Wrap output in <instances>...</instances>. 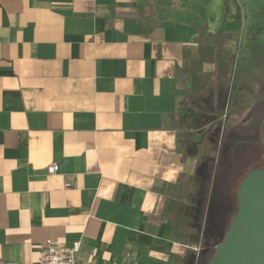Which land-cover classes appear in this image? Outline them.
Instances as JSON below:
<instances>
[{
	"label": "crops",
	"instance_id": "0c3cea01",
	"mask_svg": "<svg viewBox=\"0 0 264 264\" xmlns=\"http://www.w3.org/2000/svg\"><path fill=\"white\" fill-rule=\"evenodd\" d=\"M249 25L238 0H0V264H34L49 238L81 242L79 264H189L186 83ZM260 85L238 88L233 128Z\"/></svg>",
	"mask_w": 264,
	"mask_h": 264
},
{
	"label": "rangeland",
	"instance_id": "374dc122",
	"mask_svg": "<svg viewBox=\"0 0 264 264\" xmlns=\"http://www.w3.org/2000/svg\"><path fill=\"white\" fill-rule=\"evenodd\" d=\"M238 1L250 24L257 20L264 24V0ZM248 28L249 26L245 27L242 40L235 44H212L218 57L214 62L215 71L205 73L203 69L194 67L192 81L186 83L177 125L186 141V153L192 152L199 161V168L193 179L194 184H197L194 186V196L198 199V225L194 230V245H198L196 247L199 250L195 251L189 264H197L198 259L204 257L210 262L215 255V247L219 243L213 235L221 225V214L214 202L224 197L221 189L225 188L227 193L237 190L241 180L251 170L261 165L264 167V96L252 106L250 118L238 122L236 128L233 125L237 121L231 118L235 116L237 109L232 106L231 100L238 88L247 93L252 79L256 78L258 84L264 80V33L259 43L249 46L246 40ZM219 47L228 54H221ZM213 48L210 50H214ZM236 48L239 57L232 61L230 54L233 56L232 52ZM237 66L245 70L237 73ZM250 67L253 68L251 72L246 70ZM260 87L264 89V86ZM237 127L240 129L237 130ZM215 166L220 188L213 190L211 183ZM233 212V208L224 211L225 225ZM224 231L225 226L219 234L222 236Z\"/></svg>",
	"mask_w": 264,
	"mask_h": 264
},
{
	"label": "water",
	"instance_id": "95a60500",
	"mask_svg": "<svg viewBox=\"0 0 264 264\" xmlns=\"http://www.w3.org/2000/svg\"><path fill=\"white\" fill-rule=\"evenodd\" d=\"M236 200L237 211L209 264H264V167L241 180Z\"/></svg>",
	"mask_w": 264,
	"mask_h": 264
},
{
	"label": "trees",
	"instance_id": "16d2710c",
	"mask_svg": "<svg viewBox=\"0 0 264 264\" xmlns=\"http://www.w3.org/2000/svg\"><path fill=\"white\" fill-rule=\"evenodd\" d=\"M263 33H264V24H263V22H261L260 20L252 22L249 25V28H248L247 33H246L247 43L249 44V46L256 45L257 43H259ZM213 171H212L213 181H212V183L209 182V181L208 182L212 184V188L211 189L214 190L217 187L218 188H220V187L217 184L218 171L216 170V167H215V169ZM207 184H206V186H207ZM207 188L209 189V185L207 186ZM221 190L223 192L224 197L220 201L214 202V205L217 206L218 211L221 214V225L219 226V228L215 229V232H214V235H213L214 238L216 240H218V243L223 240V238L225 236V232H226V230L228 228V225H229V223L231 221V217L237 211V200H236V191L237 190L233 189V191H231L230 193H227L225 191V188H224V190H223V188ZM230 208H233L234 212L231 215V217H229L228 224L225 225L224 211H226V210H228ZM224 226H225V231H224L223 235L221 236L219 233H220L221 229ZM197 264H209V259H207V257H204L202 259H198V263Z\"/></svg>",
	"mask_w": 264,
	"mask_h": 264
},
{
	"label": "built area",
	"instance_id": "2783aa9c",
	"mask_svg": "<svg viewBox=\"0 0 264 264\" xmlns=\"http://www.w3.org/2000/svg\"><path fill=\"white\" fill-rule=\"evenodd\" d=\"M59 170L60 166L57 164H52L47 168L49 174H56ZM71 186L72 184L67 182L66 187ZM80 249L81 242L67 246L49 238L42 245L39 258L34 264H79Z\"/></svg>",
	"mask_w": 264,
	"mask_h": 264
},
{
	"label": "flooded vegetation",
	"instance_id": "af4514ba",
	"mask_svg": "<svg viewBox=\"0 0 264 264\" xmlns=\"http://www.w3.org/2000/svg\"><path fill=\"white\" fill-rule=\"evenodd\" d=\"M258 127H259V125H258ZM258 127H257V129H258ZM264 165V164H263ZM216 167V166H215ZM260 167H263L262 165L260 166Z\"/></svg>",
	"mask_w": 264,
	"mask_h": 264
}]
</instances>
